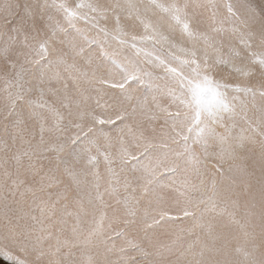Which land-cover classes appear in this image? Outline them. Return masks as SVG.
<instances>
[{
  "label": "snow or ice",
  "instance_id": "1",
  "mask_svg": "<svg viewBox=\"0 0 264 264\" xmlns=\"http://www.w3.org/2000/svg\"><path fill=\"white\" fill-rule=\"evenodd\" d=\"M0 260L264 264V0H0Z\"/></svg>",
  "mask_w": 264,
  "mask_h": 264
},
{
  "label": "rangeland",
  "instance_id": "2",
  "mask_svg": "<svg viewBox=\"0 0 264 264\" xmlns=\"http://www.w3.org/2000/svg\"><path fill=\"white\" fill-rule=\"evenodd\" d=\"M0 264H6V262L3 260H0Z\"/></svg>",
  "mask_w": 264,
  "mask_h": 264
}]
</instances>
